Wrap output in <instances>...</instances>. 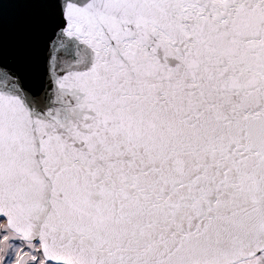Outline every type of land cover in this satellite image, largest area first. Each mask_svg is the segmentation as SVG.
Listing matches in <instances>:
<instances>
[{"label":"snow or ice","instance_id":"snow-or-ice-1","mask_svg":"<svg viewBox=\"0 0 264 264\" xmlns=\"http://www.w3.org/2000/svg\"><path fill=\"white\" fill-rule=\"evenodd\" d=\"M0 264H264V0H0Z\"/></svg>","mask_w":264,"mask_h":264}]
</instances>
